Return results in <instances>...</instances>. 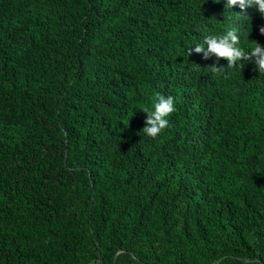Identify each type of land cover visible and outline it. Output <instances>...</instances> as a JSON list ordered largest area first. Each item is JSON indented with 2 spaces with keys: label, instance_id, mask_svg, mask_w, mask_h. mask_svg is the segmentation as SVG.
Returning <instances> with one entry per match:
<instances>
[{
  "label": "trees",
  "instance_id": "trees-1",
  "mask_svg": "<svg viewBox=\"0 0 264 264\" xmlns=\"http://www.w3.org/2000/svg\"><path fill=\"white\" fill-rule=\"evenodd\" d=\"M227 4L0 0V264H264V73L188 55L264 46Z\"/></svg>",
  "mask_w": 264,
  "mask_h": 264
},
{
  "label": "clouds",
  "instance_id": "clouds-1",
  "mask_svg": "<svg viewBox=\"0 0 264 264\" xmlns=\"http://www.w3.org/2000/svg\"><path fill=\"white\" fill-rule=\"evenodd\" d=\"M235 5L246 12L247 8L254 7L259 13L264 16V0H228L227 7L231 8ZM246 16V15H245ZM261 35H264V26L260 28ZM240 37L235 29L227 31L222 36H206L203 44H197L195 47L188 50V55L193 52L203 53L205 59L215 56L218 59H226L227 67L211 66L213 75L223 74L225 69H233L240 66L242 61H250L254 59L258 66L259 73H264V46L258 42H253V47L250 51H245L238 45ZM205 45L206 49L205 50ZM175 98L156 93L153 97V108H144L142 111L147 113L145 127L142 132L147 136L155 139L164 129L169 126L167 119L175 111Z\"/></svg>",
  "mask_w": 264,
  "mask_h": 264
},
{
  "label": "rangeland",
  "instance_id": "rangeland-1",
  "mask_svg": "<svg viewBox=\"0 0 264 264\" xmlns=\"http://www.w3.org/2000/svg\"><path fill=\"white\" fill-rule=\"evenodd\" d=\"M87 264H99V262L96 261L95 259H90Z\"/></svg>",
  "mask_w": 264,
  "mask_h": 264
}]
</instances>
